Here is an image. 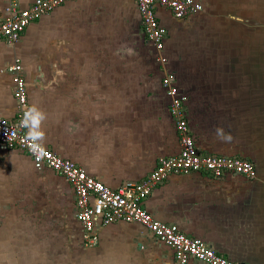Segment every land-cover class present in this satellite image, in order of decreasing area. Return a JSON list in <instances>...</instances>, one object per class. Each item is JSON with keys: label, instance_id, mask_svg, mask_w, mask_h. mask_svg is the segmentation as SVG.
Masks as SVG:
<instances>
[{"label": "crops", "instance_id": "crops-1", "mask_svg": "<svg viewBox=\"0 0 264 264\" xmlns=\"http://www.w3.org/2000/svg\"><path fill=\"white\" fill-rule=\"evenodd\" d=\"M32 1L16 0L20 8ZM197 1L203 11L182 20L155 9L165 29V64L144 39L133 0H71L31 22L13 45L0 43V70L20 62L27 133L111 189L143 179L159 157L177 153L174 122L159 87L160 77L172 74L185 97L196 152L247 159L256 176H169L142 207L226 260L264 264V83L241 81L251 60L223 51L218 41L230 38L234 23L252 26V18L235 12V0ZM237 54L246 60L239 63ZM14 116L10 75L0 73V118L12 122ZM217 128L232 139L220 140ZM74 213L62 177L35 171L24 152L0 150V264H37L49 231L71 242L70 229L78 228ZM96 231L90 250L106 252L109 264H173L171 250L135 224ZM76 241L80 245L79 234ZM78 247L68 244L89 250Z\"/></svg>", "mask_w": 264, "mask_h": 264}, {"label": "built area", "instance_id": "built-area-1", "mask_svg": "<svg viewBox=\"0 0 264 264\" xmlns=\"http://www.w3.org/2000/svg\"><path fill=\"white\" fill-rule=\"evenodd\" d=\"M71 0H33L20 8L16 0H2L0 43L11 46L33 21L49 14ZM144 39L157 53V61L165 64L162 56L165 29L158 21L155 9L167 11L175 20L199 15L203 5L197 0H133ZM19 60H13L0 73L10 75L11 95L15 104L12 122L0 118V150H18L27 154L35 171L47 169L62 177L74 198V220L79 229L83 249L97 244L96 229L114 223L135 224L150 234L159 244L169 248L173 264L196 261L201 264H235L217 255L202 241L184 236L173 224L152 218L142 207L151 190L169 176L204 173L212 178L226 174L251 180L256 176L253 163L237 156L201 155L196 152L183 112L185 97L179 92L172 74L159 79V87L167 99V112L173 120L178 150L170 156L159 157L154 168L137 182H125L117 189L104 186L85 174L73 162L63 159L39 145L26 131L29 110L26 104V85L20 75Z\"/></svg>", "mask_w": 264, "mask_h": 264}, {"label": "rangeland", "instance_id": "rangeland-1", "mask_svg": "<svg viewBox=\"0 0 264 264\" xmlns=\"http://www.w3.org/2000/svg\"><path fill=\"white\" fill-rule=\"evenodd\" d=\"M229 1L232 3L233 0ZM235 8L237 14L252 18L251 20L254 24L247 27H241L239 24L236 25V23L230 25V35L228 34L230 38H218L219 44L222 46L223 51L243 52L247 59L251 60L250 72L246 76H240L242 78L241 81L249 79L251 82L257 83V85L263 84L264 66L261 65V59L264 60V0H235ZM224 34V31H222V35ZM237 55L239 63H243L246 60H241L242 56L240 54ZM261 94L262 92L257 93L254 100L255 98L260 99ZM70 230L69 236L73 237L71 242L63 234H58L54 231L47 232L50 236H45V251H43L42 256H40L41 254L38 255L37 264H109L106 261L109 259L106 252L99 250L98 254V251L90 249L81 250V252L80 249L79 251H75L76 249L72 248L69 249L68 244L73 247H80L76 241L79 229L76 227ZM29 263L33 264L32 260H29Z\"/></svg>", "mask_w": 264, "mask_h": 264}, {"label": "clouds", "instance_id": "clouds-1", "mask_svg": "<svg viewBox=\"0 0 264 264\" xmlns=\"http://www.w3.org/2000/svg\"><path fill=\"white\" fill-rule=\"evenodd\" d=\"M217 136L220 140L228 142L232 139L231 135L228 133H225L222 128H217Z\"/></svg>", "mask_w": 264, "mask_h": 264}, {"label": "water", "instance_id": "water-1", "mask_svg": "<svg viewBox=\"0 0 264 264\" xmlns=\"http://www.w3.org/2000/svg\"><path fill=\"white\" fill-rule=\"evenodd\" d=\"M238 21H241V20H238ZM247 23H250L251 25H253V24H254V23H253V21H252V22H248V21H247ZM81 250H82V249H81Z\"/></svg>", "mask_w": 264, "mask_h": 264}]
</instances>
